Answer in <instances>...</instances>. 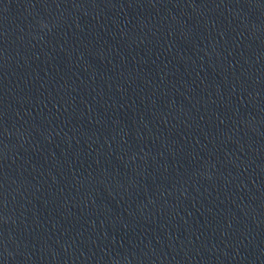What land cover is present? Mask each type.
<instances>
[{
  "label": "water",
  "instance_id": "1",
  "mask_svg": "<svg viewBox=\"0 0 264 264\" xmlns=\"http://www.w3.org/2000/svg\"><path fill=\"white\" fill-rule=\"evenodd\" d=\"M0 264H264V0H0Z\"/></svg>",
  "mask_w": 264,
  "mask_h": 264
}]
</instances>
